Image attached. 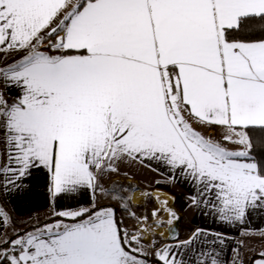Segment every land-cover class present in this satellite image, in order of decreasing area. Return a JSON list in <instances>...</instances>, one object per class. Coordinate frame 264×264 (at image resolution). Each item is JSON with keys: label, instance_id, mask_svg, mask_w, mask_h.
Listing matches in <instances>:
<instances>
[{"label": "snow or ice", "instance_id": "obj_1", "mask_svg": "<svg viewBox=\"0 0 264 264\" xmlns=\"http://www.w3.org/2000/svg\"><path fill=\"white\" fill-rule=\"evenodd\" d=\"M0 54V192L41 173L52 208L18 228L0 206V264H243V240L229 261L234 237L181 238L166 199L141 192L160 207L137 214L136 186L110 177L155 161L190 186L189 207L251 235L264 216V0H0Z\"/></svg>", "mask_w": 264, "mask_h": 264}, {"label": "crops", "instance_id": "obj_2", "mask_svg": "<svg viewBox=\"0 0 264 264\" xmlns=\"http://www.w3.org/2000/svg\"><path fill=\"white\" fill-rule=\"evenodd\" d=\"M15 93V90H12V94ZM145 163L149 166V170L153 172H160L164 174V178H168L169 172L167 168L163 165L158 164L155 161H145ZM156 174V173H155ZM127 179L131 182H137V179H133L131 176H127ZM30 185V188L23 193H15L11 196L0 192V206H2L17 222L16 227L24 228L26 227V221H30L33 217H39L41 221L46 220L52 213V208L49 204L48 195L45 191V180L44 176L41 173H34L31 180L26 181ZM182 192L186 193L187 196L191 193L190 186L182 181L177 180L175 182ZM165 192L169 197V203L173 202L174 195L168 192L167 190L174 189L171 184L164 183V184H157L154 185V188ZM143 190V189H142ZM90 196L88 193H85L81 197V203L87 204L89 202ZM70 202L58 200L56 201V210H60L62 206L68 204ZM74 205V202H71ZM188 232L195 228V227H206L212 228L218 231H224L229 236L234 237L233 240L228 242V246L225 249V257L229 261H231L233 257L232 249L237 247V242L243 240V246L240 247L239 251L241 254V259L243 264H252L253 259L256 258V254L260 252L264 245V237L260 235L261 229H264V216L256 215L253 219H251L245 227L251 230V235L248 237H241L239 231L237 230L239 226L236 228L233 227H226L220 225L213 221L211 215H204L201 211H197L193 209V213L190 216V225ZM191 227V228H190ZM180 237L183 238L184 236L179 232ZM186 236V235H185ZM167 239L166 237H164ZM162 241L161 243L167 242Z\"/></svg>", "mask_w": 264, "mask_h": 264}, {"label": "rangeland", "instance_id": "obj_3", "mask_svg": "<svg viewBox=\"0 0 264 264\" xmlns=\"http://www.w3.org/2000/svg\"><path fill=\"white\" fill-rule=\"evenodd\" d=\"M2 55V54H0ZM162 165V164H161ZM121 168V174L120 175H113L110 177L111 180L119 181L121 184L126 186L128 182H131L127 179V176L133 177V179H137L138 181L135 183L136 187H139L138 190L135 191V200L134 204H140L136 202V194L144 190H150L154 188V185L157 184H164L167 182V178H164V174L160 172H153L150 171L149 166L144 163V165H141L139 163H122L120 165ZM127 173V175H124L123 173ZM156 173V174H155ZM157 181H160V183H157ZM172 187L174 189L167 190L171 194L174 195V200L172 203H169V207L174 209L180 216V219L175 224V228L180 232L183 236L188 234L189 226L190 225V216L193 213V208L189 207L187 195L186 193L182 192L180 189H178L177 184L171 183ZM100 204H108L112 203L115 204V201H109V200H100ZM142 207H135L133 210L137 212V214L144 213L149 214L153 209L157 208L156 201L153 199H147L142 204ZM117 215H119L120 219L123 220V227L128 228L129 230L132 229V225L136 223V221L129 217L128 213L124 210L117 208ZM151 218V217H150ZM166 227V226H165ZM191 228V227H190ZM167 239L163 238L162 241H166L169 239V237H166ZM264 245V244H262ZM264 250V247L263 249Z\"/></svg>", "mask_w": 264, "mask_h": 264}, {"label": "bare ground", "instance_id": "obj_4", "mask_svg": "<svg viewBox=\"0 0 264 264\" xmlns=\"http://www.w3.org/2000/svg\"><path fill=\"white\" fill-rule=\"evenodd\" d=\"M143 191H147V192H150L152 194V196H159L160 199L164 200L166 199L168 201V205H169V201H170V197L163 191L161 190H157V189H150V190H141L139 191L137 194H136V202L142 204L145 199H143L141 196H140V193L143 192ZM156 205H157V208L160 207L159 203L156 202ZM161 216L164 218V219H167V216L165 213L161 212ZM176 224V223H175ZM174 224V226H175ZM167 229V226L165 228H161L159 229L158 231H163L165 233V236L164 237H169V232L166 230Z\"/></svg>", "mask_w": 264, "mask_h": 264}, {"label": "trees", "instance_id": "obj_5", "mask_svg": "<svg viewBox=\"0 0 264 264\" xmlns=\"http://www.w3.org/2000/svg\"><path fill=\"white\" fill-rule=\"evenodd\" d=\"M128 185H134L135 186V183L134 182H128L127 184H126V186L125 187H127ZM139 189V187H136V190H138ZM135 190V191H136ZM117 217L120 219V217H119V215H117ZM45 221V220H44ZM123 226V225H122ZM169 240V239H168Z\"/></svg>", "mask_w": 264, "mask_h": 264}, {"label": "water", "instance_id": "obj_6", "mask_svg": "<svg viewBox=\"0 0 264 264\" xmlns=\"http://www.w3.org/2000/svg\"><path fill=\"white\" fill-rule=\"evenodd\" d=\"M177 230V229H176ZM177 232L179 233V231L177 230ZM173 234L172 233H170L169 234V239L171 238V236H172Z\"/></svg>", "mask_w": 264, "mask_h": 264}]
</instances>
